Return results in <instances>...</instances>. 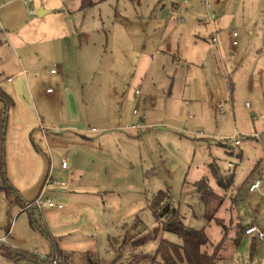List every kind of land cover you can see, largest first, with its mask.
I'll return each mask as SVG.
<instances>
[{
	"label": "rangeland",
	"instance_id": "1",
	"mask_svg": "<svg viewBox=\"0 0 264 264\" xmlns=\"http://www.w3.org/2000/svg\"><path fill=\"white\" fill-rule=\"evenodd\" d=\"M20 1L14 3L15 9ZM91 1L95 5L83 10L80 0L64 1L70 31L85 34L86 41L77 60L60 48L61 56L68 52L67 82L61 88L66 84L75 93L78 112L76 118L65 120L69 129L53 131L60 133L59 140L66 135V142L55 146H65L78 131L95 128L97 136L103 138H93L94 145L109 141L102 145L104 152L95 153V163L104 156L107 175L117 170L134 177L130 178L131 192H124L127 199L135 190L147 197L168 190L174 204L180 205L184 223L194 229L206 227V221L197 194L184 183L207 177L216 189L208 168L212 164L223 177L233 176L225 196L240 195L238 208L247 214L246 223L254 221L264 230V195L247 196L245 186L241 187L247 176L259 175L264 193V0ZM177 11L182 22L177 21ZM212 14L218 32L216 44L211 42L207 23ZM77 33L72 42L77 41ZM57 56L58 52L54 53V59ZM54 80L43 87L40 84L41 89L60 88L61 80ZM155 86L166 93L172 88L170 99L162 97L155 105L141 103L137 98L141 96L136 95L144 96ZM62 114L49 118L64 119ZM122 123L128 124L125 128H142L140 132L133 130L138 135L133 143L114 135L125 132ZM104 126L109 128L106 132ZM97 148L91 143L86 147L89 152ZM69 149L57 154L66 155ZM54 157L52 168L59 158ZM118 177L123 178L122 189L128 181ZM129 224L128 230V226L121 227L112 248L105 242L99 259L110 262L122 252L113 264H150L148 257H132L139 252L150 256L155 243L149 240L136 248L130 243L156 226L154 217L149 209L144 210ZM205 230L214 239L219 237L214 225ZM110 234L114 237L115 233L111 230ZM165 237L179 242L172 234L165 233ZM251 243V237H243L234 250L227 247L218 264H264V240L255 241L253 251ZM77 257L81 261L85 258ZM81 261L77 258L73 264Z\"/></svg>",
	"mask_w": 264,
	"mask_h": 264
},
{
	"label": "crops",
	"instance_id": "2",
	"mask_svg": "<svg viewBox=\"0 0 264 264\" xmlns=\"http://www.w3.org/2000/svg\"><path fill=\"white\" fill-rule=\"evenodd\" d=\"M64 1L23 0L15 9L17 0H0V89L11 100L7 111L4 159L8 182L18 197L13 202L0 192V239L7 236V241L14 247L9 249L3 246L6 250L0 245V264H42L39 260L37 262L26 257L38 249L47 256L55 255L58 264H73L77 258L81 261L77 256L87 255L91 258V264L116 263L122 255L120 252L110 262L99 259L105 242L112 248L110 245L117 242L121 227L128 226L127 230L130 229L131 219L148 210L149 196L141 191L135 190L128 199L125 196L126 190L131 192L133 176L121 175L117 170L107 175L104 156L96 158L95 163V153L104 152L102 145L109 143H100L103 136L99 138L95 128L78 131L79 135H75L65 146H55L57 143L64 144L66 135L59 140L60 133L53 131L69 129L70 126L64 125L65 120L76 118L78 112L75 93L74 96L66 84L61 88L67 82L68 52L61 56L60 48L73 53L77 60L83 49V40L86 41L85 34L70 31V18L65 12ZM40 8L45 12L41 11L38 16ZM178 22H182V18ZM207 23L211 33L216 30V36L218 32L214 21ZM75 33L77 41L72 42ZM57 52L58 56L54 59ZM51 59H54L52 65ZM51 70H55V73L51 74ZM43 76L46 78L43 79ZM55 78L61 80L60 88L50 89L46 86L45 90L41 89L40 84L42 87L52 84ZM153 89L144 96L140 92L136 95L141 96L137 97L141 103L155 105V100L162 97L168 100L173 93L172 88L167 93L158 90V86ZM4 104L0 100V112ZM59 112L63 113L64 119L49 118L59 115ZM43 119L48 123H44ZM76 122L77 119L74 120ZM109 123L106 121L108 127ZM123 124L120 127L128 125ZM108 127L102 129L103 132ZM125 132L114 135L129 143L138 138L131 129ZM93 138L100 139L97 145H94ZM90 143L91 147H98L97 150L89 152L86 147H90ZM67 148L71 149L66 155L57 154L65 153ZM77 148L82 149L77 151ZM54 155L59 158L56 167L52 168L50 165L55 163ZM62 160L67 162L65 169L61 168ZM128 165L131 166V163ZM118 176L128 181L127 184L125 180L122 182L125 184L122 189L120 183L123 178ZM255 177H250L243 188L247 196L256 194L248 192L250 181ZM50 180L63 182L64 185L54 188L47 184ZM39 197L42 202L52 201L56 206L44 207L40 213L32 208L33 218L37 221L33 226L30 210L25 206ZM137 225H133L134 230ZM254 226L259 228L256 223ZM111 230L115 233L114 237L110 234ZM57 251L60 256L53 254ZM84 260L82 258V264H87Z\"/></svg>",
	"mask_w": 264,
	"mask_h": 264
},
{
	"label": "trees",
	"instance_id": "3",
	"mask_svg": "<svg viewBox=\"0 0 264 264\" xmlns=\"http://www.w3.org/2000/svg\"><path fill=\"white\" fill-rule=\"evenodd\" d=\"M111 0H96V3L108 2ZM95 3L91 0H80V9L94 6ZM0 100L4 101V107L1 109L0 116V192L7 198L13 199L16 202L18 199L17 192L8 182L6 174L5 154V132L8 118V109L10 107V98L1 93ZM211 176L215 183L214 189L209 183L207 177H202L195 180L193 183L185 182V185H190L197 194L199 204L202 207V213L206 221V227L214 225L218 229L219 237L214 239L207 232L206 227L201 229H194L184 223L185 217L180 213V205L176 206L171 198L168 190L157 191L149 195L147 209L155 219L156 226L153 227L149 233L144 235H137L130 243L133 247H139L149 240L155 243V251L153 254L144 255L141 252L135 254L134 257L144 259L148 257L150 264H218L223 259V251L230 247L233 250L238 247L244 231L248 227L255 225L254 221L246 223V213L240 212L238 206L240 195H234L232 198H227L225 193L229 190L233 183V176H222L219 169L214 165L209 164ZM251 176L241 184V187L248 183ZM242 189V188H241ZM240 189V190H241ZM239 189H237V192ZM30 216H32L33 226H36L37 221L34 220L31 209ZM38 226V225H37ZM172 234L179 239L178 243L164 238V235ZM252 239L253 251L255 248V239ZM3 247V245H1ZM6 249L5 247H3ZM122 250V248H120ZM7 250V249H6ZM9 250V249H8ZM122 253V252H121ZM60 256L61 254L53 252ZM27 258H33L38 262V259L33 255H27ZM46 261L42 264H48L55 255L47 256ZM57 258V257H56ZM87 264H91L90 256H85ZM57 264H58V258Z\"/></svg>",
	"mask_w": 264,
	"mask_h": 264
},
{
	"label": "built area",
	"instance_id": "4",
	"mask_svg": "<svg viewBox=\"0 0 264 264\" xmlns=\"http://www.w3.org/2000/svg\"><path fill=\"white\" fill-rule=\"evenodd\" d=\"M206 7L208 9H210V5L206 2ZM176 15H178L179 19L178 21L181 20L180 18V15H179V12H175ZM209 17V21L213 22L215 19V15L212 14ZM215 32H212L213 33V37H212V40L211 42L216 44V36H215ZM232 37L235 38L236 37V33H233L232 34ZM232 44L234 46H236V43L235 42H232ZM51 74L52 73H55V70H51L50 72ZM135 130L136 132H140L142 130V128L140 126H136V125H132L130 128H125L124 130ZM67 166V162L65 160H62L61 162V168L65 169ZM251 183L249 184L248 186V192L249 193H258L260 195H264V193L261 191L262 187H263V182H262V178L261 177H255L254 179H252L250 181ZM47 184H50L52 185L54 188L55 187H61L64 185L63 182H59L57 180H50L47 182ZM56 205L52 203V201H46V202H42L41 200V197L35 199L34 201L30 202V203H26V206H25V209H32L34 208L37 212L40 213V211L44 208V207H48V208H54ZM60 207V205H58ZM9 234V232L7 233ZM243 237H253L255 239V241L257 242H261L264 240V232L262 230H260V228H256L255 226L253 227H248L244 233H243ZM0 245H3L9 249L11 248H14L12 244H10L8 241H7V236L4 237V238H1L0 239ZM33 255L39 260V261H46L48 259L47 255L45 254H42V255H39L38 253H33ZM48 264H57V260L56 258H52L50 260V262Z\"/></svg>",
	"mask_w": 264,
	"mask_h": 264
},
{
	"label": "water",
	"instance_id": "5",
	"mask_svg": "<svg viewBox=\"0 0 264 264\" xmlns=\"http://www.w3.org/2000/svg\"><path fill=\"white\" fill-rule=\"evenodd\" d=\"M41 11H42V12H45V11H43V10L40 8V10L37 12V15H38V16L40 15Z\"/></svg>",
	"mask_w": 264,
	"mask_h": 264
}]
</instances>
